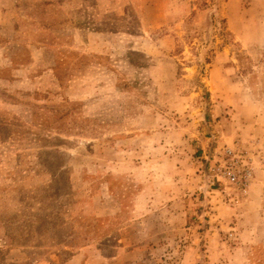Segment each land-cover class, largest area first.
I'll return each instance as SVG.
<instances>
[{
  "label": "rangeland",
  "instance_id": "obj_1",
  "mask_svg": "<svg viewBox=\"0 0 264 264\" xmlns=\"http://www.w3.org/2000/svg\"><path fill=\"white\" fill-rule=\"evenodd\" d=\"M2 8L0 264H264V0Z\"/></svg>",
  "mask_w": 264,
  "mask_h": 264
},
{
  "label": "built area",
  "instance_id": "obj_2",
  "mask_svg": "<svg viewBox=\"0 0 264 264\" xmlns=\"http://www.w3.org/2000/svg\"><path fill=\"white\" fill-rule=\"evenodd\" d=\"M226 156L228 158L231 157V163L222 168L220 177L230 186L234 187L237 193H246L250 182V170L240 157L234 155L232 150L228 149Z\"/></svg>",
  "mask_w": 264,
  "mask_h": 264
},
{
  "label": "crops",
  "instance_id": "obj_3",
  "mask_svg": "<svg viewBox=\"0 0 264 264\" xmlns=\"http://www.w3.org/2000/svg\"><path fill=\"white\" fill-rule=\"evenodd\" d=\"M2 1L3 0H0V19L3 17V8H2Z\"/></svg>",
  "mask_w": 264,
  "mask_h": 264
}]
</instances>
